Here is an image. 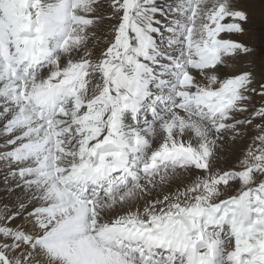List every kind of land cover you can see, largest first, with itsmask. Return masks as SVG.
<instances>
[{"label": "snow or ice", "instance_id": "snow-or-ice-1", "mask_svg": "<svg viewBox=\"0 0 264 264\" xmlns=\"http://www.w3.org/2000/svg\"><path fill=\"white\" fill-rule=\"evenodd\" d=\"M250 19L244 0H0V161L31 201L0 207V264H264V103L237 119L264 58L232 37ZM255 119L241 170L219 168Z\"/></svg>", "mask_w": 264, "mask_h": 264}, {"label": "rangeland", "instance_id": "rangeland-1", "mask_svg": "<svg viewBox=\"0 0 264 264\" xmlns=\"http://www.w3.org/2000/svg\"><path fill=\"white\" fill-rule=\"evenodd\" d=\"M166 1V0H164ZM165 3V2H164ZM162 3V5L164 4ZM163 7V6H160ZM162 18H164L162 20ZM158 20L162 21V23H167V19L164 16H157ZM115 20V19H114ZM117 21L115 20V23ZM246 29L248 31L246 32L245 35L239 36L232 34V37L235 39H238L239 41L248 44L250 46H253L256 48V53H257V58H256V63L259 66L260 61L264 57H260V53H264V24L262 23H255L252 24V21H249L245 25ZM230 34H221L223 38H229ZM112 36V35H111ZM113 38L110 37V40H106V46L108 43L112 40ZM105 46V47H106ZM104 47V48H105ZM103 50V49H102ZM92 59H96L95 57H92ZM244 65L243 68H247V61L242 62ZM240 65L239 67H241ZM258 71L257 69H255ZM259 96H253L252 99L249 101V111L243 112V113H238L237 114V119H243L244 117H250V113L253 110L254 107H258L261 103H264L261 98L259 99ZM260 103V104H259ZM256 124H259L255 121H253L252 124L250 125H244L241 128V135L236 136L235 138L227 137V140L222 142L223 147L219 150V161H218V167L221 169H235V170H241L240 168V161L244 159L245 154L249 150L250 145H258V141L255 142L254 144V137L257 136L259 133L256 131ZM8 147L5 145V141L0 142V152L7 151ZM5 162L0 161V165L4 166ZM200 171V170H198ZM185 173V172H184ZM195 175H198V172L195 171L193 174V179ZM187 182V176L182 175V177H177L173 179L169 185L165 186L164 191H172L175 192L177 188H183ZM240 187L239 182H232L231 187L229 188V194H236V189ZM156 198V193L153 192L150 196L147 197V199H155ZM144 204V200L142 205Z\"/></svg>", "mask_w": 264, "mask_h": 264}, {"label": "bare ground", "instance_id": "bare-ground-1", "mask_svg": "<svg viewBox=\"0 0 264 264\" xmlns=\"http://www.w3.org/2000/svg\"><path fill=\"white\" fill-rule=\"evenodd\" d=\"M165 2V3H164ZM174 0H157V4L159 6H163V8L167 9V7L172 4ZM162 3H164L162 5ZM245 5L247 6L250 14V21H252V24L255 23H262L264 24V0H244ZM160 14H157L159 16ZM156 16V18H157ZM164 18H162L163 20ZM115 23V20H105L100 27L95 28L94 31L96 35L93 37L94 42H98L96 44V47L93 48V56L96 59L99 57L100 52L104 47L106 46V40H110V37L113 38L112 33H111V25ZM83 51V49L81 50ZM242 65L241 67H239ZM258 66V65H257ZM244 65L241 63L239 64L234 71L239 72L241 68H243ZM231 71L228 68H224L223 72H229ZM197 78L203 80V77H200L197 74ZM206 82V81H205ZM260 99V98H259ZM264 102V101H263ZM260 104V103H259ZM261 105V104H260ZM258 105V106H260ZM245 118V117H244ZM257 123H261L259 119L254 120ZM257 131V129H256ZM7 139L6 136L0 135V142L5 141ZM227 140V137H226ZM225 140V141H226ZM155 143V142H154ZM10 150L8 147L7 151ZM195 171L200 174V171L198 170H193L192 172H182L178 177H182V175L187 176V182L185 185L191 183L193 180V174ZM177 178V177H176ZM7 180V182H6ZM162 198V197H161ZM20 201H24L26 204L29 205V211L31 210V201L28 199V193L26 190L21 186H17V181L16 179L12 178L9 175V170L8 166L4 164V166L0 165V207L4 206L5 204L11 206H18V203ZM143 200L139 201L140 207L142 208L143 205ZM23 222V218H19L15 221V224H20Z\"/></svg>", "mask_w": 264, "mask_h": 264}]
</instances>
